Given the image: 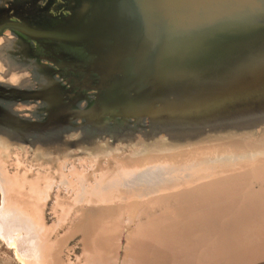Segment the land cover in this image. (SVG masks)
Instances as JSON below:
<instances>
[{"label":"rangeland","instance_id":"374dc122","mask_svg":"<svg viewBox=\"0 0 264 264\" xmlns=\"http://www.w3.org/2000/svg\"><path fill=\"white\" fill-rule=\"evenodd\" d=\"M63 2L0 0V264H142L140 242L157 245L171 219L190 231L230 196L258 206L264 10L179 38L116 37L93 61L54 42L85 40L72 20L45 31Z\"/></svg>","mask_w":264,"mask_h":264},{"label":"water","instance_id":"95a60500","mask_svg":"<svg viewBox=\"0 0 264 264\" xmlns=\"http://www.w3.org/2000/svg\"><path fill=\"white\" fill-rule=\"evenodd\" d=\"M62 5L70 13L49 17L45 31H55V27L72 20L82 27L81 33H87L83 34L85 40L75 44L54 42L67 44L76 56L93 61L102 58L116 37L143 39L145 36L139 34L149 33L179 38L264 10V0H64ZM38 17L45 18V14ZM35 35L49 38L45 33Z\"/></svg>","mask_w":264,"mask_h":264},{"label":"bare ground","instance_id":"6f19581e","mask_svg":"<svg viewBox=\"0 0 264 264\" xmlns=\"http://www.w3.org/2000/svg\"><path fill=\"white\" fill-rule=\"evenodd\" d=\"M211 199L210 196L204 198V200H208V202ZM229 199L230 200H228L225 205L210 207V209L204 207V209L200 211L207 210L206 213L200 214L197 217L192 216V218L200 220V223L204 222L205 219L215 217L217 219L215 225L212 224L211 226L209 223H205L200 229L195 227L189 231L191 223H187L184 229L178 230L177 228L174 229V224H176L177 219H171L172 225L170 224L165 232L160 231L164 233V236L163 239H159L157 245L152 246L154 249L146 242L141 241L140 247H142L146 253V257L144 256V258H141L142 264H264V194L260 196L258 200L260 202L259 204L257 203L258 206L249 199L237 201L234 196H230ZM197 209L198 208L189 209L186 211L185 215L196 214L197 212L195 210ZM255 218H258V220H255ZM188 232L194 234L184 236ZM245 233L248 237L239 238L237 244L234 239H229L222 245L220 244L222 241L220 236L241 235ZM88 240L90 241L91 239L88 238ZM97 240L98 239L91 243H94L93 245L95 246ZM103 240H99L101 245L103 246L106 244L108 247L110 242L102 244ZM41 241L39 240V244ZM43 243L44 242H42V244ZM91 247L93 246L91 245ZM236 247L240 248L236 249ZM213 248H219L218 251L223 253V257H220L222 262L218 261L212 263L209 261V258H207V252ZM41 250L43 249L41 248ZM45 259H47V257H45ZM101 260H103L102 257ZM96 262L99 263L97 260Z\"/></svg>","mask_w":264,"mask_h":264},{"label":"flooded vegetation","instance_id":"af4514ba","mask_svg":"<svg viewBox=\"0 0 264 264\" xmlns=\"http://www.w3.org/2000/svg\"><path fill=\"white\" fill-rule=\"evenodd\" d=\"M23 39V38H22ZM21 39V40H22ZM29 49H27V47H26V49H21L19 52H17V53H15V55H12V56H14L16 59H17V55H18V60H19V58L20 57H27V55H29ZM12 88H10L9 90H11ZM8 94H9V92H7V93H5L4 95V97H9L8 96Z\"/></svg>","mask_w":264,"mask_h":264}]
</instances>
